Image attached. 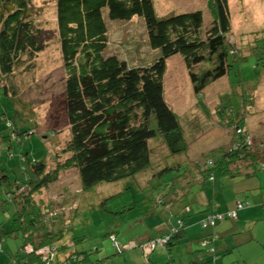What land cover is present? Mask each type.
Segmentation results:
<instances>
[{"label":"rangeland","instance_id":"obj_1","mask_svg":"<svg viewBox=\"0 0 264 264\" xmlns=\"http://www.w3.org/2000/svg\"><path fill=\"white\" fill-rule=\"evenodd\" d=\"M208 1L154 0V4L160 17L201 10L205 17L203 30L207 31L213 22ZM27 2L28 19L39 28L38 40L44 50L29 63L33 65L32 68H16L11 76L0 71V90L10 87L12 82L15 83L14 88L18 90L20 98L19 110L25 115H32L33 122L30 124L35 130L33 134L30 132L28 140L20 142L12 136L11 129H5L0 122L3 130L1 133L6 134L4 139H0V225L7 231L4 249L0 250V264H10L19 247L24 245L23 235L14 225V204L7 195L8 190L18 179L23 181L25 167L36 160H45L46 174L55 177L54 182L40 188L34 195L36 202L41 204V211L47 216L48 227L45 230L47 234L36 232L31 235L37 243L48 236L60 239L55 246H49L48 251L55 249L63 258L70 257L74 252L85 254L88 256L85 264H142L144 255L149 253L156 264H162V260L173 261V264H191L188 254L184 252V244L178 247L183 259L180 263L177 254L167 252L161 245H157L151 253V248L146 247L147 243L143 242V238L140 239L148 236L157 240L161 234L159 230L166 229L165 222L171 224L177 221L175 218L169 220L168 213H161V204L155 205V202H161L160 199L165 194L161 190L160 180L170 178L172 174L181 175L187 170L169 172L162 179L157 175L165 167L178 165L177 162L182 165L189 163V168L195 172L196 167L201 168L210 154L228 148L234 130L230 131L231 125L225 121L229 118L222 109L226 100L231 103L237 100L242 110L248 109L247 113L243 110L237 119L245 118L248 123L253 145L257 147L255 152L264 151V73L252 83L254 86L245 94L242 89L233 90L231 81L233 86L241 84L242 79L252 77L250 71L253 70L244 69V65L242 68L238 66L235 70L238 73L232 71L231 79L226 76L207 87L202 92L201 103L194 93L183 56L179 54L171 57L167 63L164 82L165 100L181 121L188 145L187 153L175 156L161 138L154 139L149 143L151 165L143 172L134 178L117 183H102L86 190L79 171L71 165H65L72 156V153L67 152L71 131L67 118V76L59 40L57 1ZM228 4L231 15L228 41L243 57L253 55L257 40L264 38V0H228ZM107 25L108 54L118 55L131 66L150 65L158 57L157 52L149 45L144 21L140 18L132 21L107 19ZM205 67L196 66L195 70L200 72ZM262 69V66L258 67V72ZM11 102L9 97L0 95V115L15 116L12 121L21 127L24 122L15 115ZM27 129L32 130V126L28 125ZM200 188L201 184L193 186L191 193L185 198L179 187L175 190L178 192L174 195L177 202L184 198L180 204L181 207H186L187 216L199 218L205 213L200 207ZM203 192H206L209 203L228 202L229 207H234L235 210L238 201L251 203L238 213L244 214L248 220L240 230V238L245 236L244 231H248L247 234H251L252 238L254 235L260 238V242L254 241L261 257L253 252L251 244H247L244 256L248 260L245 264H264V166H261V170L258 169L256 176L248 179L216 175V180L208 181ZM203 200L206 201L204 198ZM188 206L193 211L191 214L188 213ZM206 217L207 215L202 220ZM51 218L58 220L51 221ZM226 219H218L208 229L223 231L224 235L230 230H236L237 219ZM13 231L16 232L9 234ZM61 233L64 236L58 238ZM63 245L67 246L66 250H63ZM31 247L27 246L25 251L30 252ZM47 255L56 258L50 253ZM211 255L212 260L208 264H213L218 258L216 252ZM234 261H237L236 257Z\"/></svg>","mask_w":264,"mask_h":264},{"label":"trees","instance_id":"obj_2","mask_svg":"<svg viewBox=\"0 0 264 264\" xmlns=\"http://www.w3.org/2000/svg\"><path fill=\"white\" fill-rule=\"evenodd\" d=\"M56 1L61 54L67 76V118L71 131L67 152L72 153V156L65 165H71L79 171L86 190L102 183H117L134 178L143 172L151 165L149 143L154 139L161 138L175 156L187 153L188 145L181 121L165 100L164 82L167 63L171 57L179 54L183 56L194 93L201 103L202 92L219 79L230 77L238 66L242 68L244 65V69L253 70L250 71L252 77L242 79L241 84L233 86L231 81L233 90L242 89L245 94L264 73V38L257 40L256 50L247 57H243L228 41L231 31L228 0L208 1L213 22L207 31L203 30L205 17L201 10L160 17L154 0ZM27 9V0H0V71L7 76L13 75L16 68H32L33 65L29 63L44 50L38 40L39 28L28 19ZM134 18L144 21L149 45L157 52L158 57L150 65L131 66L118 55L107 53V19L132 21ZM196 66L206 67L196 72ZM260 66L263 69L258 72ZM14 84L12 82L10 87L0 90V95L4 94L12 100L13 111L24 125L19 127L12 121L15 116L8 117L7 114L0 115V122L5 129H11L13 137L24 142L30 138V132L33 134L35 130L30 124L33 122L32 115H25L19 110L20 98ZM23 108L26 109V106L23 105ZM222 109L225 116H229L225 120L231 125L229 130H234L228 148L210 154L204 160V165L196 167L195 172L189 168V163L182 165L177 162L178 165L174 167H163L157 175L162 179L169 172L187 170L181 175L171 173L170 178L160 180L161 190L165 194L160 199L161 202L156 201L155 205L161 204L163 210H168L169 218L177 221L168 223L167 233L160 235L157 240L147 236L140 237L147 243L146 247L151 248V253L162 239L167 241V247L163 248L172 253L174 241L186 232V220L189 216L186 218L176 216L175 212L170 213L173 203L177 201L174 198L178 193L176 188L179 187L185 198L191 193L193 186L201 184L199 197H207L203 191L208 181L216 180V175L248 179L256 176L258 169L261 170V166H264V151L255 152L257 147L253 145L248 123L245 118L237 119L243 110L247 113L248 109L242 110L237 100L235 103L224 101ZM28 125L32 126V130L27 129ZM1 132L3 130L0 128V139H4L6 134ZM45 164V160L29 163L25 167L23 181L18 179L8 190L7 195L14 204V225L21 231L24 242L11 263L58 264L61 259V263L85 264L88 256L77 252L64 258L56 250L51 253L56 258L40 253L39 250L55 246L60 239L48 236L38 244L31 235L36 232L47 234V216L41 211V204L34 199L40 188L55 181V177L46 174ZM250 205L249 201H238L236 210L208 214L200 222L202 229L210 227H203L208 217H217L214 224L218 219H236L238 211ZM190 209L188 207V212ZM233 213H237V216L233 217ZM54 220L58 218H51V221ZM6 233L0 225V250L4 249ZM63 234L58 238H62ZM209 236H205L199 246L204 254L212 253L208 244L213 240L210 241ZM113 237L117 238L115 235ZM27 246H32L33 251L26 252ZM66 247L63 245V250ZM201 252L195 250L193 255H201ZM144 256V264H154L150 253ZM168 264H173V261ZM192 264L196 262L192 261Z\"/></svg>","mask_w":264,"mask_h":264},{"label":"crops","instance_id":"obj_3","mask_svg":"<svg viewBox=\"0 0 264 264\" xmlns=\"http://www.w3.org/2000/svg\"><path fill=\"white\" fill-rule=\"evenodd\" d=\"M10 144V143H9ZM203 198L206 200L204 201ZM184 199V198H183ZM180 201H175L173 203V208H172V214L182 215V216H187L185 214L186 207H181L182 200ZM157 207V206H156ZM189 207V206H188ZM200 207L202 208L201 211L205 212L202 217H192L191 215L188 220H186V226H185V234L184 236L182 235L179 239H177L175 245L173 246V252L172 254H177L180 258L178 259V262L182 263V253L181 249L178 248L179 246L184 244V252L188 254L187 257H189L188 261L196 262V264H208L212 260V255L211 253L207 252L206 254L202 253L201 249L199 246L201 245V241L205 236L212 235L213 237L209 236L210 241L213 240L208 244L209 247H214L216 250V253L218 254V258L214 261L213 264H245V262L248 260V257L244 256V253L246 252L244 249H246L247 244H251V249L255 254L260 256V250L258 246H256L255 241L260 242V238H257V236L254 235L252 238L251 234L248 231H244L243 233L245 234L244 237L246 238H240V230L241 228L248 223V220L245 219L244 214H238L237 216V229L236 230H230L228 231V234L224 235L223 231H215L210 229H202L201 225V220L205 217V215L211 214V213H222L226 211H233L235 210L234 207H229V203L227 202L226 204L223 203H209L208 202V197H202L200 196ZM158 208V207H157ZM216 210H215V209ZM161 213H168V210L165 209V211H160ZM187 212V211H186ZM192 209H190V212L192 213ZM239 213V211H238ZM239 216H241L239 218ZM171 220V218H169ZM227 220V219H224ZM176 221H173V223ZM169 222H165V227L166 229H160L159 232L161 233L160 235H164L167 232V224ZM172 224V223H171ZM188 224V225H187ZM175 225V224H174ZM147 238H149L147 236ZM200 251L202 254L201 255H193L194 251ZM192 253V254H191ZM236 254V256H234ZM248 253V252H247ZM237 258V261H234V257ZM261 257V256H260ZM154 264H156L155 261H153ZM162 264H168L169 261L162 260L160 261Z\"/></svg>","mask_w":264,"mask_h":264},{"label":"built area","instance_id":"obj_4","mask_svg":"<svg viewBox=\"0 0 264 264\" xmlns=\"http://www.w3.org/2000/svg\"><path fill=\"white\" fill-rule=\"evenodd\" d=\"M240 207H241V205H240ZM232 215H233V217H236V216H237L236 213H233ZM215 219H217V217H215V218L208 217V219L204 222L203 227H207V226H209V225H213ZM54 250H55V249H53V251H54ZM31 251H33L32 248H31ZM53 251H52V252H53ZM52 252L48 251V249H47V250H41L40 253H50V254H51ZM51 255H52V254H51ZM58 264H66V263H61V262H59Z\"/></svg>","mask_w":264,"mask_h":264},{"label":"flooded vegetation","instance_id":"obj_5","mask_svg":"<svg viewBox=\"0 0 264 264\" xmlns=\"http://www.w3.org/2000/svg\"><path fill=\"white\" fill-rule=\"evenodd\" d=\"M176 241H177V240L174 241V243H173V245H172V248H173V246L175 245ZM166 242H167L166 240H163V239H162V240H159V241L157 242V244H158V245H161V246H162V245H165V246L167 247ZM165 246H164V247H165ZM172 248H171V252H173V249H172ZM47 249H48V248H45V249H43V250H47ZM210 250H212V252H216V250H215L214 247H212Z\"/></svg>","mask_w":264,"mask_h":264},{"label":"clouds","instance_id":"obj_6","mask_svg":"<svg viewBox=\"0 0 264 264\" xmlns=\"http://www.w3.org/2000/svg\"><path fill=\"white\" fill-rule=\"evenodd\" d=\"M236 215H237V213H236ZM214 225V224H213ZM209 226H211V225H209ZM208 227V226H207ZM162 246H165V245H162Z\"/></svg>","mask_w":264,"mask_h":264},{"label":"bare ground","instance_id":"obj_7","mask_svg":"<svg viewBox=\"0 0 264 264\" xmlns=\"http://www.w3.org/2000/svg\"><path fill=\"white\" fill-rule=\"evenodd\" d=\"M59 262H61V259L59 260Z\"/></svg>","mask_w":264,"mask_h":264}]
</instances>
